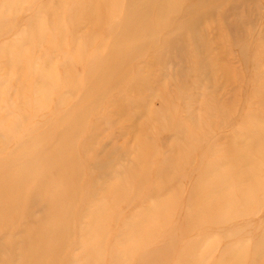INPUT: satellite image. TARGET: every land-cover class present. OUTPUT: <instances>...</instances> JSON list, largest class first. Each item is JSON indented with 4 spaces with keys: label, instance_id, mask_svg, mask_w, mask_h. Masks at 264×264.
<instances>
[{
    "label": "rangeland",
    "instance_id": "1",
    "mask_svg": "<svg viewBox=\"0 0 264 264\" xmlns=\"http://www.w3.org/2000/svg\"><path fill=\"white\" fill-rule=\"evenodd\" d=\"M0 264H264V0H0Z\"/></svg>",
    "mask_w": 264,
    "mask_h": 264
},
{
    "label": "bare ground",
    "instance_id": "2",
    "mask_svg": "<svg viewBox=\"0 0 264 264\" xmlns=\"http://www.w3.org/2000/svg\"><path fill=\"white\" fill-rule=\"evenodd\" d=\"M22 177L23 176H20V175H18V176H14L13 177V180H20V179H22ZM7 192V194H6V196H7V199L8 200H10V201H5V203L6 204H9V203H11V201H12V199L16 196V191H6ZM10 206H14V205H5V207L4 208H6V207H10ZM14 208V207H13Z\"/></svg>",
    "mask_w": 264,
    "mask_h": 264
}]
</instances>
